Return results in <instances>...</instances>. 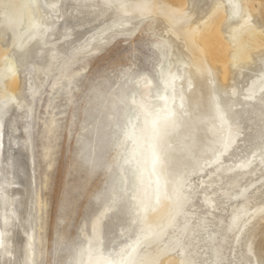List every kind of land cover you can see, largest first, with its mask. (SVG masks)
I'll list each match as a JSON object with an SVG mask.
<instances>
[{"label": "rangeland", "instance_id": "1", "mask_svg": "<svg viewBox=\"0 0 264 264\" xmlns=\"http://www.w3.org/2000/svg\"><path fill=\"white\" fill-rule=\"evenodd\" d=\"M43 1L53 2L55 7L59 3L58 0V3ZM184 1L189 25H197L201 32L203 22L211 23L210 15L218 3L228 7L225 0ZM13 3V0H0V29H3L0 45L10 58L7 66H0V90L12 94L10 101L15 105L30 109L28 119L18 122L21 126L26 120L30 123L27 151L32 157L28 159L27 144L23 145L21 140L13 148L19 153L18 161L31 168L26 170L33 186V264H80L91 246L96 247L97 253L91 260L108 259L120 253L142 229V222L128 206L130 184L124 178L128 174L123 164L128 146L124 142L118 144L125 103L119 99L122 94L130 96L138 83L148 82L150 94L154 95L162 89V80L167 76H180L178 80L175 78V83L183 81L189 69L195 68L193 59L182 37L170 31L165 18L152 14L132 20L125 16L110 20L74 42L62 54L52 48L54 45L43 44L41 34L20 44L28 24L21 20L18 37L19 30L15 32L12 24L21 16L14 12ZM239 5V15L250 14L253 31L264 36V0H239ZM239 20L237 16L221 25L228 46L224 50L227 61L211 55L208 61L204 59L210 65L215 94L221 96L218 101L220 104L229 101L224 107L225 117L229 119L226 123L237 126V132L218 163L204 167L185 180V189L194 193V206H186L184 211L190 213L195 228L189 249L196 264H211V248H202L206 232L198 228V219L203 217V227L209 232L214 230L219 217L230 219L229 210L243 198L225 200L220 193L226 191V181L239 173L241 161L248 157V168L256 170L241 180L240 185L252 182L248 195L255 200L250 207L264 202V167L259 165L264 159V44L259 46L256 40L247 39L243 43L247 53L240 56L239 32L235 31L241 24ZM9 68L14 69L17 78L15 89L10 87L12 80L5 76ZM154 105L155 99H151L146 107ZM17 135H24L23 130ZM220 165L231 166V170L221 174L215 170ZM19 170L15 176L24 182L26 172ZM14 185L19 190L23 188ZM218 188L211 207L203 201L204 195ZM155 211L151 213L154 215ZM255 217V221L250 219L252 224L246 226L247 233L241 236L244 239L240 243L236 234L227 238L230 264H239L240 256L248 264H264V210ZM176 220L167 229L161 249L176 234L181 219ZM179 257L176 249L161 259L172 264ZM241 264L246 262L241 260Z\"/></svg>", "mask_w": 264, "mask_h": 264}, {"label": "bare ground", "instance_id": "2", "mask_svg": "<svg viewBox=\"0 0 264 264\" xmlns=\"http://www.w3.org/2000/svg\"><path fill=\"white\" fill-rule=\"evenodd\" d=\"M13 2L14 7L16 6L14 12L18 17L19 13L21 16L12 24L15 32L19 30L18 37L21 36V27L18 25L21 20L28 24L26 35L20 38L19 43L23 44L26 40L41 34L42 43L54 45L52 48L61 54L99 26L121 16L130 20L145 14L162 16L168 23L170 31L175 36L182 37L195 66L194 69H189L188 76L183 81L175 83V78L178 80L180 76H167L162 80V89L154 95L150 94L148 82L138 83V87L130 96L122 94L119 99L125 103L123 130L118 144L124 142L128 146L123 161L124 170L128 174L127 178H124L128 179L130 184L128 206L134 216L142 222V229L120 253L109 256L108 259L93 261L91 257L97 253L96 247L91 246L79 262L166 264V259L162 261L161 258L177 249L180 257L172 264H196L195 257L189 249L195 228L190 220V213L184 211L186 206H194V193L185 189L187 187L185 180L187 176L197 173L204 167L216 164L220 156L228 152L237 132L235 128L237 126L232 127L230 122L226 123L229 119L225 117L224 107L229 101H225L224 104L218 101L221 96L215 94L210 65L204 59L208 61V55L214 59H224V50H227L228 46L223 39L221 25L223 21L230 22L237 16L241 22L235 28V31L239 32L240 56L247 53L243 46L247 39H254L256 44L263 45L264 36L253 31L249 20L250 14L245 13L243 16L236 14L233 4L239 3V0H225L228 7H225L223 2L220 5L218 3L210 15L211 23L203 22L204 31L201 32L197 25H189L184 0L167 2L165 0V3L161 0H58L56 7L53 6V2L45 3L43 0ZM10 9L13 13L12 6ZM2 31L3 29H0V33ZM233 37L238 40L235 35ZM9 59L6 49L0 45V66H7ZM6 72L5 76L12 80L10 87L15 89L17 78L14 69ZM175 86L179 88L175 90ZM13 97L12 94L7 95L0 90V264H33L35 250L31 207L33 186L31 187V179L27 175V167L21 160L18 161L19 153L14 152L13 148L21 140L23 145L27 144L25 150H28L30 123L26 120L21 126L18 121L28 119L27 115L30 116V112L29 108L23 109L10 101ZM151 99H155L156 105L153 108L146 107ZM20 130H23L24 135H17ZM28 152L26 153L29 159L31 155ZM249 164V157L242 160L239 173L227 178L228 189L220 193L225 200L243 198L229 210L230 219L224 220L223 217H219L214 230L210 232L203 227L205 223L201 219L203 217L198 219V228L206 232V238L202 239L204 242L202 248L204 246L211 248V264H230L227 258V238L236 234L240 243L244 239L241 236L247 233L246 226L252 224L249 222L250 219L253 218L255 221L257 213L264 210V202L250 207L251 201L255 200L248 195L252 182L248 180L245 185H240L241 180L256 170L249 169ZM259 165L264 167V159L260 160ZM220 166L215 170H220L221 174L231 170V166ZM18 170L26 172L24 182L22 178L18 179L17 175L15 176ZM180 179L184 180V186L181 192L182 199L178 204L177 181ZM14 184L23 188L19 190ZM188 188H191L190 185ZM217 191L219 188L211 194L205 192L203 201L213 207V196ZM154 209L156 211L153 215L151 210ZM176 218L181 219L177 232L161 249L160 244L167 229L177 223ZM184 239H188V242H184ZM137 245L140 247L137 248ZM247 246L250 251L251 242ZM241 260L248 264L242 256L239 258V264ZM206 261L203 260L204 263Z\"/></svg>", "mask_w": 264, "mask_h": 264}, {"label": "snow or ice", "instance_id": "3", "mask_svg": "<svg viewBox=\"0 0 264 264\" xmlns=\"http://www.w3.org/2000/svg\"><path fill=\"white\" fill-rule=\"evenodd\" d=\"M233 7L235 9L236 14H239V10H240L239 3H234ZM183 186H184V180L183 179L178 180L177 181V203L178 204L182 199L181 192H182Z\"/></svg>", "mask_w": 264, "mask_h": 264}]
</instances>
